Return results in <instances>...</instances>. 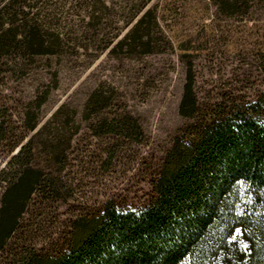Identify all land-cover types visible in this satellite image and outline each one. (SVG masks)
Listing matches in <instances>:
<instances>
[{
  "label": "rangeland",
  "instance_id": "374dc122",
  "mask_svg": "<svg viewBox=\"0 0 264 264\" xmlns=\"http://www.w3.org/2000/svg\"><path fill=\"white\" fill-rule=\"evenodd\" d=\"M4 6L24 19L37 16L57 43L52 54L4 53L9 62L0 70V119L6 124L0 171L58 111L59 124L49 127L65 156L51 163L39 139L36 161L58 190L47 199L33 196L3 264H19L13 255L23 247L42 254L65 250L70 222L108 199L122 209L148 203L174 139L192 123L179 113L190 69L201 111L219 101H251L264 91V17L257 14L226 16L211 0H0V16ZM149 8L156 16L153 52L143 53L139 44L119 46ZM93 92L108 102L102 114L132 115L142 142L95 134L99 113L85 111Z\"/></svg>",
  "mask_w": 264,
  "mask_h": 264
},
{
  "label": "trees",
  "instance_id": "16d2710c",
  "mask_svg": "<svg viewBox=\"0 0 264 264\" xmlns=\"http://www.w3.org/2000/svg\"><path fill=\"white\" fill-rule=\"evenodd\" d=\"M211 1L226 16L264 17V0ZM2 9L11 18L0 16V70L9 62L3 58L9 48L31 55L54 52L57 42L37 16L24 19L26 14ZM153 24L156 16L149 8L118 45L139 44L146 48L143 53L153 52ZM259 53L264 67V49ZM193 80L190 69L179 106L180 115L192 123L174 139L152 180L148 203L140 209H122L108 199L70 222L65 250L42 254L23 247L13 255L17 263L264 264V91L251 101H219L201 111ZM107 106L97 92L87 99V116L99 113L95 134L142 142L144 133L132 115L102 114ZM60 113L0 171V264L33 196L47 199L58 190L55 178L36 161V152L40 153L43 137L51 163L65 156L49 127L55 120L59 124ZM5 125L0 119V139Z\"/></svg>",
  "mask_w": 264,
  "mask_h": 264
}]
</instances>
